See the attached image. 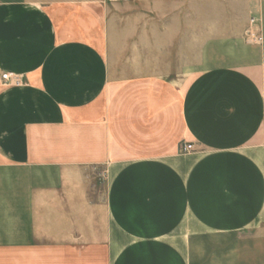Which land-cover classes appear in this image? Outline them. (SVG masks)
<instances>
[{
	"label": "crops",
	"instance_id": "1",
	"mask_svg": "<svg viewBox=\"0 0 264 264\" xmlns=\"http://www.w3.org/2000/svg\"><path fill=\"white\" fill-rule=\"evenodd\" d=\"M117 1L0 0V264H264V0Z\"/></svg>",
	"mask_w": 264,
	"mask_h": 264
},
{
	"label": "built area",
	"instance_id": "2",
	"mask_svg": "<svg viewBox=\"0 0 264 264\" xmlns=\"http://www.w3.org/2000/svg\"><path fill=\"white\" fill-rule=\"evenodd\" d=\"M246 36L247 39H249L252 42H262L263 36L261 34L258 33V31L256 30V28L254 29L253 27H250L247 31H246ZM2 83L4 85H20L23 83V79L20 75L12 73V72H3L2 73ZM194 148L192 143H188V142H183V144H181V151H189L192 150Z\"/></svg>",
	"mask_w": 264,
	"mask_h": 264
},
{
	"label": "rangeland",
	"instance_id": "3",
	"mask_svg": "<svg viewBox=\"0 0 264 264\" xmlns=\"http://www.w3.org/2000/svg\"><path fill=\"white\" fill-rule=\"evenodd\" d=\"M125 1H127V0H118L117 2L120 3V2H125ZM135 2H136V0H132V4H135ZM96 177L98 179V181H97L98 186L97 187H98L99 194H101V196L104 197V189H105V185H106V178L104 177V175L102 173L96 175Z\"/></svg>",
	"mask_w": 264,
	"mask_h": 264
}]
</instances>
